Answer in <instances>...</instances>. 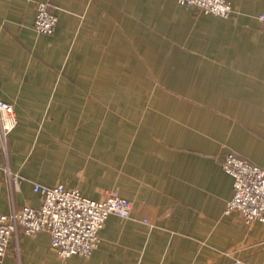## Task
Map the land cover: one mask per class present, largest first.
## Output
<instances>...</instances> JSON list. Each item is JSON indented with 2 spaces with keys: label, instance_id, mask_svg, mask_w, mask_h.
I'll return each instance as SVG.
<instances>
[{
  "label": "crops",
  "instance_id": "obj_1",
  "mask_svg": "<svg viewBox=\"0 0 264 264\" xmlns=\"http://www.w3.org/2000/svg\"><path fill=\"white\" fill-rule=\"evenodd\" d=\"M230 1L222 18L179 0H0V99L18 121L0 138V209L39 204L35 181L135 201L91 259L18 226L4 264H264L262 223L225 211L222 165L231 151L264 166V0ZM41 2L53 34L34 27Z\"/></svg>",
  "mask_w": 264,
  "mask_h": 264
},
{
  "label": "built area",
  "instance_id": "obj_2",
  "mask_svg": "<svg viewBox=\"0 0 264 264\" xmlns=\"http://www.w3.org/2000/svg\"><path fill=\"white\" fill-rule=\"evenodd\" d=\"M179 2L193 8L198 16L211 14L227 18L235 12L230 0ZM258 18L264 27V12L259 13ZM58 23L59 18L54 11L46 3H38L35 29L40 33L53 34ZM17 124L14 104L0 99V138L4 143ZM222 165L234 177L235 193L227 203L226 213L237 212L247 223L261 222L264 226V166L231 151L224 157ZM24 179L20 174L14 175L16 184ZM34 190L38 193L39 204H26L21 210L11 213L0 209V264H4L11 235L18 226L31 236L49 232L52 246L62 258L79 254L91 259L109 217L118 214L128 218L135 207V201L117 189H107L101 199L88 197L78 187L63 182L46 185L35 181Z\"/></svg>",
  "mask_w": 264,
  "mask_h": 264
},
{
  "label": "rangeland",
  "instance_id": "obj_3",
  "mask_svg": "<svg viewBox=\"0 0 264 264\" xmlns=\"http://www.w3.org/2000/svg\"><path fill=\"white\" fill-rule=\"evenodd\" d=\"M111 189H116V188H111ZM118 190V189H117Z\"/></svg>",
  "mask_w": 264,
  "mask_h": 264
}]
</instances>
